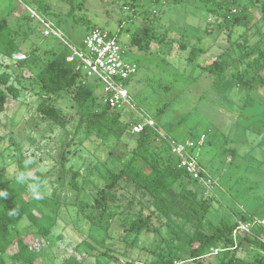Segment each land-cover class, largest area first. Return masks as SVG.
<instances>
[{
  "label": "rangeland",
  "instance_id": "1",
  "mask_svg": "<svg viewBox=\"0 0 264 264\" xmlns=\"http://www.w3.org/2000/svg\"><path fill=\"white\" fill-rule=\"evenodd\" d=\"M39 1L0 0V18L19 35L24 53L15 55L14 60L0 57L1 71L21 76V84H16L20 97L10 98L0 113V171L13 177L17 169L13 141L17 142L30 164L45 175L40 198L35 197L32 206L57 222L46 238L38 236L27 219L20 222L18 230L39 252L35 264H64L81 244V250L89 255L85 264H95L97 259L109 264H151L174 242L170 229L156 218L151 231L134 237L125 233L121 222L92 214L87 205L129 160L136 146L132 122L144 118L153 120L166 136L196 144L193 156L215 182L210 187L197 185L199 193H205L211 202L212 212L218 214L213 218L264 217V84L259 76L261 73L264 78V70L249 68L246 56L264 36L260 8L264 0H236L235 5L249 3L245 14L254 17L249 30V23L225 27L223 19L210 12L215 7L213 0H46V12L39 9ZM217 1L227 6L235 0ZM32 12H42L65 41L76 47L82 46L92 30L87 22L118 35L126 59L137 64V73L128 83L131 104L119 110L121 119L116 124L101 122L89 130V116L81 124V112L72 100L75 89L47 100L36 85L32 86L33 69L29 71V63L25 67L15 60L35 52L33 62L41 66L65 42L53 34L46 36V23L32 18ZM146 27L157 34L150 51L139 48L142 42L136 47L131 43ZM194 47L204 53L196 62H189ZM260 47L264 49V41ZM221 55L230 66L216 79L203 71V66ZM242 79L244 83L239 81ZM95 96L100 104V89ZM44 102L64 116L63 123L56 125L44 118L39 110ZM65 150L70 154L63 165ZM74 171L80 173L78 181L83 186L79 198L69 184ZM111 198L110 208L127 218L150 213L147 198L134 186L118 187ZM257 242L260 245L240 248L238 255L249 260L258 254L264 257V248ZM16 251L12 247L3 255L5 264H22L12 258Z\"/></svg>",
  "mask_w": 264,
  "mask_h": 264
},
{
  "label": "trees",
  "instance_id": "2",
  "mask_svg": "<svg viewBox=\"0 0 264 264\" xmlns=\"http://www.w3.org/2000/svg\"><path fill=\"white\" fill-rule=\"evenodd\" d=\"M213 1L215 7L210 9V12L217 18L223 19L225 27L249 23L247 29L251 28L250 23L254 17L245 14L249 10V3L235 5V0L225 6L224 2ZM48 8L46 0L39 1V9L42 12L48 11ZM260 8L264 19V5ZM87 24L91 29L99 28L96 25L92 26L90 22ZM18 36L16 31L10 29L8 21L0 18V57L14 60L15 55H24ZM116 36L120 42L118 35ZM156 37L155 31L146 27L142 34L132 37L131 43L136 47L142 42L139 48L150 51L151 43ZM263 41L264 36L255 46L250 47L251 52L246 53L250 59L248 67L258 72L264 70V49L260 47ZM61 44L63 48L59 52H54L53 57L41 66H35L33 62L37 57L35 52L25 54L24 59L15 61L21 66L29 63L28 70L34 71L35 80L32 86L36 85L47 100L61 98L67 91L75 89L72 100L77 103L79 113L81 112V124L89 116L87 129L90 130L93 125L101 122L116 124L121 119V113L112 112L102 101L100 104L96 101L95 92L98 89L90 82L84 84L81 63L68 62L70 50L64 43ZM185 47L186 45H182V48ZM202 53H204L202 48H192L189 62H196ZM229 66L230 64L221 55L210 64L204 65L203 71L218 79L223 76ZM259 76L263 85L264 78L261 73ZM19 78L21 76L14 77L12 73L0 70V113L5 111L10 98L17 100L20 97L21 90L16 85L20 81ZM239 81L245 82L244 79ZM39 110L44 118L50 119L56 125H60L65 119L56 108L46 107V102L41 104ZM135 123L137 122H132V125ZM81 124L76 128V134L80 131ZM132 135L135 137L136 146L131 151L129 160L118 173L114 174L112 181L100 190L93 203L87 204L88 208L92 209L90 211L92 214L99 213L109 222H121L125 233L134 237L151 231L152 221L155 218L161 222V225L169 228L174 242L169 243L167 251L151 264H264L262 255L258 254L254 260L238 255L240 248L247 249L251 244L260 245L256 238L245 234H239L236 239L234 238L238 221H248L249 217L237 215L236 219L233 215L229 217L220 215L218 218H213L218 214L215 215L212 212V204L205 198V193H199L197 185L200 183L185 169L179 168V159L171 152L167 142L160 137L159 133L147 126L141 133H132ZM73 142L74 138L67 147L69 148ZM13 144L16 150L17 169L12 178L0 171V264H5L3 255L7 254L12 247L17 248L12 256L15 262L35 264L39 259V252L32 249L27 237L18 230L20 222L27 219L35 227L36 234L42 238L51 235L52 228L57 225V222L37 212L32 206V201L37 193L39 194L45 175L37 171L34 164H30L17 142L13 141ZM69 154V150L64 151L61 159L63 165L69 161ZM27 167L30 170L27 171ZM79 177L80 173L74 171L69 180L71 188L78 193V198L83 189L78 181ZM123 185L134 186L144 198H147L149 214L140 213L131 219L118 210L110 208L111 197L115 190ZM84 216L86 217L85 214ZM87 218L91 219L90 216ZM255 232L260 235L264 230L257 228ZM83 246L79 245L64 264H85L89 255L81 250ZM95 264L109 263L97 259Z\"/></svg>",
  "mask_w": 264,
  "mask_h": 264
},
{
  "label": "built area",
  "instance_id": "3",
  "mask_svg": "<svg viewBox=\"0 0 264 264\" xmlns=\"http://www.w3.org/2000/svg\"><path fill=\"white\" fill-rule=\"evenodd\" d=\"M33 17L46 23V36L53 34L60 41H65L64 35L55 30L53 24L48 22L42 13L40 15L38 12H32ZM64 44L70 50L67 61H78L81 63L84 73V84L90 82L95 88L100 89L104 104L114 111L122 110L131 104L128 83L137 73V64L126 59V51L116 35L103 29L95 28L86 35L81 47L73 46L68 41H65ZM147 126L155 129L160 137L167 142L171 152L179 159V168L185 169L203 186L210 187L215 183L212 176L203 170L193 156L192 151L196 147L194 142H178L160 132L157 124L153 120L146 118H144V121L133 125L132 133L139 134ZM257 228L264 230V217H253L248 221H238V227L234 231V238L236 239L239 234H245L256 238L264 247V232L260 235L257 234L255 232Z\"/></svg>",
  "mask_w": 264,
  "mask_h": 264
},
{
  "label": "clouds",
  "instance_id": "4",
  "mask_svg": "<svg viewBox=\"0 0 264 264\" xmlns=\"http://www.w3.org/2000/svg\"><path fill=\"white\" fill-rule=\"evenodd\" d=\"M34 191H35V189H34ZM36 198H37V199H39V198H40L38 193H37V195H36Z\"/></svg>",
  "mask_w": 264,
  "mask_h": 264
}]
</instances>
